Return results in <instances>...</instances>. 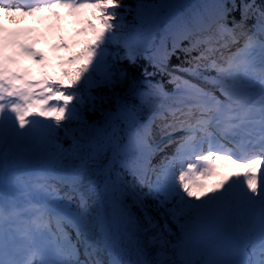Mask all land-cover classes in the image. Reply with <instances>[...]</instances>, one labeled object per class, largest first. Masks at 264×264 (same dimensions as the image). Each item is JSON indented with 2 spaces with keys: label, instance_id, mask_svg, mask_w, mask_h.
Here are the masks:
<instances>
[{
  "label": "snow or ice",
  "instance_id": "snow-or-ice-1",
  "mask_svg": "<svg viewBox=\"0 0 264 264\" xmlns=\"http://www.w3.org/2000/svg\"><path fill=\"white\" fill-rule=\"evenodd\" d=\"M168 7L140 0L127 25L123 0H0V264H264V0ZM59 9L78 26L71 36ZM49 37L52 56L37 47ZM142 58L171 89L145 79ZM97 100L115 103L102 124L85 116ZM116 122L119 169L98 186L84 159ZM233 165L247 170L222 171ZM129 196L159 231L126 261Z\"/></svg>",
  "mask_w": 264,
  "mask_h": 264
},
{
  "label": "trees",
  "instance_id": "trees-1",
  "mask_svg": "<svg viewBox=\"0 0 264 264\" xmlns=\"http://www.w3.org/2000/svg\"><path fill=\"white\" fill-rule=\"evenodd\" d=\"M181 0H147L149 3H156V4H165L168 5L169 7L165 9L166 12L170 11L173 8H176L177 4ZM124 4L128 5L131 11L128 12H123L122 14L124 15V22L127 25H131L135 23L134 17H135V6L140 2V0H123ZM203 0H187L185 4L180 5L178 8H176L175 13L177 14H183V13H188L192 11L195 7L196 4H201ZM259 2V0H258ZM116 47V46H115ZM116 51H120L121 55H123L124 50L122 48L117 49ZM178 63L176 57H172L169 66L171 67L172 65ZM123 65L126 66L127 61L122 62ZM141 64L144 69L147 70V72L150 74L145 77L147 81H151L152 83H155L157 81H163L166 86L171 89V85H167V77L163 75L162 73H157V75L154 74L155 69L152 68V66L149 64V62L146 59H141ZM117 92H120L121 89L117 87L116 89ZM97 93H103L105 95L111 96V93L108 91L107 88H101L97 90H93V94ZM96 111H88L85 113L86 118L90 123L93 124H102L104 121V116L103 112H107L109 110H115V103L114 101H110L109 103H101L99 100L96 102ZM75 126V125H73ZM62 139L61 141L65 144V146H70L71 145V140L68 138H63V132L59 134ZM117 143L112 140L111 143H108L105 141L103 143L102 148L95 153H89L85 156L84 163L87 166L91 179L93 182H95L98 186H102L103 182V170L108 167L112 166L116 168L117 170L119 169V164L114 160V148ZM76 163H80V161H76ZM130 179V178H129ZM87 182V181H86ZM141 193V198L145 199L146 203L153 204L150 198L144 197V193L147 192V188H144L142 190H139ZM95 200L96 197H93ZM125 204L127 205L128 211L132 215V219L134 223L131 225L130 230L134 232L138 237L135 238L140 242L141 246L147 245L149 238L154 235L157 231H159V228H149L145 221L142 218V214L139 210V208L132 202V197H126L125 198ZM154 207V204H153ZM156 221L162 225L164 223L163 219H161L160 216H158L155 211L151 213ZM166 235V234H165ZM167 236V235H166ZM131 252L135 253V250L133 249V246H131ZM148 249L151 250L153 253L155 251V248L152 245H148ZM124 251H128L127 249H124ZM102 258H105V255L102 254Z\"/></svg>",
  "mask_w": 264,
  "mask_h": 264
}]
</instances>
